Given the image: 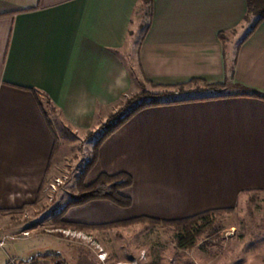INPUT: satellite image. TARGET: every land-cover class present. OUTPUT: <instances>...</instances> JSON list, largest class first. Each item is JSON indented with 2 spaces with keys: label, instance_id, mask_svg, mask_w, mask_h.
Listing matches in <instances>:
<instances>
[{
  "label": "crops",
  "instance_id": "obj_1",
  "mask_svg": "<svg viewBox=\"0 0 264 264\" xmlns=\"http://www.w3.org/2000/svg\"><path fill=\"white\" fill-rule=\"evenodd\" d=\"M128 47H138L151 83L198 80L226 92L133 116L85 176L86 185L130 177L120 191L130 207L75 206L62 196L58 227L180 220L264 194V98L250 95L264 97V20L250 16L247 0H0V229L17 221L13 213L24 219L46 209V197L55 204L64 183H54L67 179L65 141L96 131L136 91ZM45 257L30 264L65 262L61 253ZM9 258L17 259L7 254L2 264Z\"/></svg>",
  "mask_w": 264,
  "mask_h": 264
},
{
  "label": "rangeland",
  "instance_id": "obj_2",
  "mask_svg": "<svg viewBox=\"0 0 264 264\" xmlns=\"http://www.w3.org/2000/svg\"><path fill=\"white\" fill-rule=\"evenodd\" d=\"M137 51L138 47H128L123 54L137 89L123 98L115 112L129 98L143 91L163 93L180 89L179 86H161L146 80L138 64ZM209 85L198 80L187 83L182 87V97H208L226 92L225 86L210 88ZM109 117L110 114L105 123ZM89 135L65 141L67 148H64L66 162L63 173L67 179L54 183L58 188L64 183L56 194L55 204L49 201L51 197H46L51 203L46 209L36 214L30 213L24 219L21 213L19 216L13 213L11 218L17 221L0 229V239L3 235L10 236L0 248V264L7 254L16 257L19 264H30L35 256L36 261L60 253L65 259V262L62 260L63 264H77L81 259H89L93 264H105L99 262L101 255L105 261L108 257L109 260H120L118 264H264V194L241 197L234 209L214 216V225L197 239L192 248L186 250L176 246L174 236L177 229L174 225H154L141 221L108 229H87L78 223H75L73 231L58 227L65 226L60 222L65 212L60 198L63 196L76 201L81 195V183L85 184L82 174L95 153L94 142H90ZM50 189L52 191L53 187ZM78 205L83 204L75 206ZM79 226L85 229H77ZM58 230L64 235L67 233L73 243L64 239ZM82 238H85L83 241L87 245L80 243Z\"/></svg>",
  "mask_w": 264,
  "mask_h": 264
},
{
  "label": "trees",
  "instance_id": "obj_3",
  "mask_svg": "<svg viewBox=\"0 0 264 264\" xmlns=\"http://www.w3.org/2000/svg\"><path fill=\"white\" fill-rule=\"evenodd\" d=\"M247 3L250 16L254 17L257 23L264 20V0H247ZM217 86L221 87V85H209L210 88H216ZM179 87L180 89L176 92L168 91L160 93L143 91L133 96L132 98H129L121 108H119L116 112L110 114L107 122L104 123L98 130L90 132V142H94L95 153L93 159H91L86 169L83 171L82 180L84 181L86 174L94 165L97 152L101 145L105 142V140H107L116 130L122 127L141 110L151 107L173 105L196 100L198 101L220 98L222 96L221 94L215 93L214 95L208 97H182V95L184 94V91H182L183 85H180ZM250 95L257 98H264L263 95L259 93H251ZM130 184V177L125 174H120L117 176L101 175L96 180V182L91 185H85L84 182H82L81 195L78 199H76V201L74 200V205L84 204L93 200H108L122 208H128L131 205V201L121 196L120 191L128 188ZM230 210L231 209L212 210L197 214L192 217L170 221L147 218H133L128 221L117 222L98 228L108 229L119 226H127L129 224L141 221H148L154 225H174L177 229V233L174 236L176 246L181 250H186L192 248L195 245L197 239L214 225V216L218 217L225 211L229 212ZM85 227L79 226L77 227V229L83 230L85 229ZM86 228L88 229L89 227Z\"/></svg>",
  "mask_w": 264,
  "mask_h": 264
},
{
  "label": "built area",
  "instance_id": "obj_4",
  "mask_svg": "<svg viewBox=\"0 0 264 264\" xmlns=\"http://www.w3.org/2000/svg\"><path fill=\"white\" fill-rule=\"evenodd\" d=\"M100 258L105 261V258L103 257V255L100 256ZM8 264H19L17 260H15L14 258H9L8 259Z\"/></svg>",
  "mask_w": 264,
  "mask_h": 264
}]
</instances>
